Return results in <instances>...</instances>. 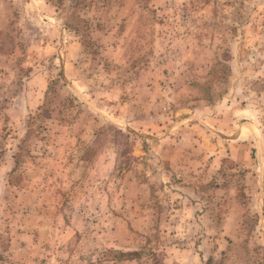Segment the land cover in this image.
<instances>
[{
    "label": "rangeland",
    "instance_id": "1",
    "mask_svg": "<svg viewBox=\"0 0 264 264\" xmlns=\"http://www.w3.org/2000/svg\"><path fill=\"white\" fill-rule=\"evenodd\" d=\"M0 264H264V0H0Z\"/></svg>",
    "mask_w": 264,
    "mask_h": 264
}]
</instances>
